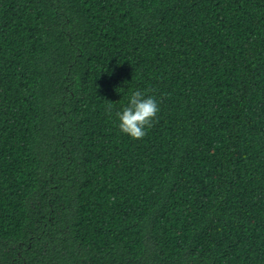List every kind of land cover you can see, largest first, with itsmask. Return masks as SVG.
<instances>
[{"label":"trees","instance_id":"1","mask_svg":"<svg viewBox=\"0 0 264 264\" xmlns=\"http://www.w3.org/2000/svg\"><path fill=\"white\" fill-rule=\"evenodd\" d=\"M0 264H264V0H0Z\"/></svg>","mask_w":264,"mask_h":264},{"label":"clouds","instance_id":"2","mask_svg":"<svg viewBox=\"0 0 264 264\" xmlns=\"http://www.w3.org/2000/svg\"><path fill=\"white\" fill-rule=\"evenodd\" d=\"M112 104H108L111 111ZM160 111L158 102L154 96H146L144 92L137 90L129 98V103L122 111L117 112L119 130L133 139H142L146 129L158 122L157 114Z\"/></svg>","mask_w":264,"mask_h":264}]
</instances>
